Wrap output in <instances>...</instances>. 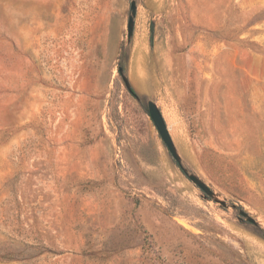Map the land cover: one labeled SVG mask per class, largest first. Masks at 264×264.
<instances>
[{
    "label": "rangeland",
    "instance_id": "1",
    "mask_svg": "<svg viewBox=\"0 0 264 264\" xmlns=\"http://www.w3.org/2000/svg\"><path fill=\"white\" fill-rule=\"evenodd\" d=\"M0 264H264V0H0Z\"/></svg>",
    "mask_w": 264,
    "mask_h": 264
},
{
    "label": "water",
    "instance_id": "2",
    "mask_svg": "<svg viewBox=\"0 0 264 264\" xmlns=\"http://www.w3.org/2000/svg\"><path fill=\"white\" fill-rule=\"evenodd\" d=\"M136 13H137V4L135 1H132V3H131V14H130L129 20H128V39L129 40L133 36ZM153 29H154V24H152V27H151L152 33H153ZM120 72H122L121 69H120ZM123 80H124V83H125L126 87L128 88V90H130L129 82L124 75H123ZM147 108H148L149 115H150V117L154 123V126L156 127V129H157L165 147L167 148L169 154L171 155V157L178 163V165L182 169V171L187 174V177L190 181H192L197 187H199L207 196H210V197L216 199L214 192L201 179H199L197 176H195L193 174H188L187 171L185 170V168L183 167V165L181 163L180 156L177 152V149L174 145L172 137L169 133L167 124L163 118L161 110L156 105V103L154 101H151V100L148 101L147 102ZM216 201H218L224 207L226 206L225 202L219 201L218 199H216ZM240 215L245 217L248 222H250L252 224L256 223L255 220L253 218L249 217L245 212H240Z\"/></svg>",
    "mask_w": 264,
    "mask_h": 264
},
{
    "label": "bare ground",
    "instance_id": "3",
    "mask_svg": "<svg viewBox=\"0 0 264 264\" xmlns=\"http://www.w3.org/2000/svg\"><path fill=\"white\" fill-rule=\"evenodd\" d=\"M169 130H170V129H169ZM181 134H182V133H181ZM181 137H182V135H181ZM179 138H180V137H179ZM179 138H178V139H179ZM182 139H183V138H182ZM183 140L185 141V139H183ZM183 140L180 142L181 144H185ZM179 141H180V140H179ZM182 142H183V143H182ZM175 145H176V144H175Z\"/></svg>",
    "mask_w": 264,
    "mask_h": 264
},
{
    "label": "trees",
    "instance_id": "4",
    "mask_svg": "<svg viewBox=\"0 0 264 264\" xmlns=\"http://www.w3.org/2000/svg\"><path fill=\"white\" fill-rule=\"evenodd\" d=\"M130 92H131L132 94H134V93H135L133 89H132Z\"/></svg>",
    "mask_w": 264,
    "mask_h": 264
},
{
    "label": "crops",
    "instance_id": "5",
    "mask_svg": "<svg viewBox=\"0 0 264 264\" xmlns=\"http://www.w3.org/2000/svg\"><path fill=\"white\" fill-rule=\"evenodd\" d=\"M162 112V115H163V118H164V114H163V111H161ZM165 119V118H164Z\"/></svg>",
    "mask_w": 264,
    "mask_h": 264
}]
</instances>
